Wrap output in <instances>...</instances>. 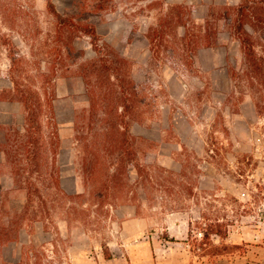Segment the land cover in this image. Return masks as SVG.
<instances>
[{
    "label": "rangeland",
    "instance_id": "obj_1",
    "mask_svg": "<svg viewBox=\"0 0 264 264\" xmlns=\"http://www.w3.org/2000/svg\"><path fill=\"white\" fill-rule=\"evenodd\" d=\"M239 2L0 0V143L10 127L21 129L26 114L13 78L52 101L60 187L68 195L84 192L74 120L87 113L85 72L98 55L89 36L60 26L58 15L92 24L102 57L112 66L122 60V71L140 93L137 121L130 126L140 163L178 172L189 155L198 165L194 180L178 181L190 183V195L162 192L153 202L98 205L50 196L44 206L34 197L32 215L22 216L24 181L12 173L0 145V264H237L251 251L248 244L264 248V119L247 92L236 104L232 98L230 71L240 68L243 56L227 6ZM254 2L264 4L248 1ZM173 4H181L187 25L207 20L209 33H216L213 46L199 48L185 64L170 46L156 48L148 39ZM166 20L172 21L163 36L174 40L181 28L174 18ZM247 23L251 35H260ZM208 144L219 151L216 159L208 157ZM34 182L43 193L40 180ZM162 197L175 210L164 208ZM109 199L116 200L113 193ZM215 220L223 224L217 233L208 226Z\"/></svg>",
    "mask_w": 264,
    "mask_h": 264
},
{
    "label": "trees",
    "instance_id": "obj_2",
    "mask_svg": "<svg viewBox=\"0 0 264 264\" xmlns=\"http://www.w3.org/2000/svg\"><path fill=\"white\" fill-rule=\"evenodd\" d=\"M239 1L235 6H227L234 15L232 34L238 40L243 56L240 68H232L230 71L234 87L232 98L236 97L233 103L236 104L242 98L241 95L247 92L252 98L256 113L264 119V18H262L264 4L254 2L252 5L248 3L250 0ZM48 7H50L49 3ZM180 7L181 4L170 5L159 28H152L151 37L148 39L156 48L163 43L170 46L171 54H177L178 59L185 64L191 54L199 48L213 46L216 33H209L211 28L207 20L204 25H187L188 23L181 19ZM248 16L252 17V20L247 23L245 21ZM169 17L174 18L177 26L181 28V35L174 40L165 39L163 36L164 25H170L172 21L166 20ZM57 19L61 20L60 26L66 29L73 28L89 36L90 43L98 55L85 72L89 85L86 89L89 96L87 113L76 115L74 120L75 129L78 131L76 141L79 146L84 192L68 195L60 187V171L54 156L58 135L54 126L52 101L42 99L37 91L22 88L12 78L13 90L19 96L26 114L21 129L10 127L0 145L10 160L12 173L18 180L22 177L20 180L24 181L27 195L22 216L32 215L29 209L32 207L34 197H37L43 206L46 204V198L50 196L54 197L55 202L67 199L68 202L76 203L83 198L96 201L95 204L98 205L111 201L153 202L156 200L154 195L162 192L171 195L192 194L193 188L190 183L178 182L194 180L193 171L198 169V165L190 162L189 155L185 158L186 163L181 161V169L178 172L160 165H145L138 160L139 140L130 133V126L132 122L137 121L135 115L139 107L137 101L140 93L132 80L122 71V60H119L118 66H112V63H107L102 57L97 47L95 27L92 24H76L71 19L61 18L58 15ZM246 23L253 32L258 31L260 35H251ZM99 111L102 112L101 115L98 114ZM43 115L46 116L45 120L42 119ZM208 146L206 149L208 157L216 159L219 151L211 148L209 144ZM34 180H40V185L45 188L43 193L40 191L41 186L39 187ZM42 180H47V183ZM174 187H178V192ZM138 188L142 190V196H137ZM111 193L116 200L109 199ZM170 199L173 203L176 201ZM160 201L162 205L165 203L163 197ZM167 205L164 204V208L175 210V207L167 208ZM139 208L140 205H136L135 210L138 211ZM30 218L33 220L35 217ZM208 226L217 233L223 224L215 220L209 222ZM216 227L218 229H215ZM106 258L110 256L107 255Z\"/></svg>",
    "mask_w": 264,
    "mask_h": 264
},
{
    "label": "crops",
    "instance_id": "obj_3",
    "mask_svg": "<svg viewBox=\"0 0 264 264\" xmlns=\"http://www.w3.org/2000/svg\"><path fill=\"white\" fill-rule=\"evenodd\" d=\"M169 1H175V0H169ZM251 248V251L248 250L247 255H242V261L243 262H237V264H264V248L257 249L255 244H248ZM252 256H249V255ZM258 254V255H257ZM228 264H233L232 261L228 262Z\"/></svg>",
    "mask_w": 264,
    "mask_h": 264
}]
</instances>
